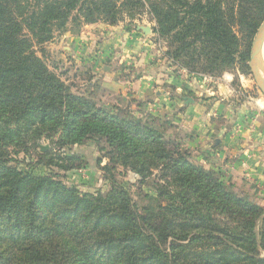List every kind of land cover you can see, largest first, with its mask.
<instances>
[{"label":"trees","instance_id":"1","mask_svg":"<svg viewBox=\"0 0 264 264\" xmlns=\"http://www.w3.org/2000/svg\"><path fill=\"white\" fill-rule=\"evenodd\" d=\"M144 16L175 66L221 78L250 73L264 0H0V264H264V207L154 124L76 92L37 54L57 35ZM44 140L57 154L40 151ZM88 142L102 144L106 171L161 180L157 210L111 177L106 193L66 185L60 173L85 166L73 149ZM20 150L28 170L8 156Z\"/></svg>","mask_w":264,"mask_h":264},{"label":"crops","instance_id":"2","mask_svg":"<svg viewBox=\"0 0 264 264\" xmlns=\"http://www.w3.org/2000/svg\"><path fill=\"white\" fill-rule=\"evenodd\" d=\"M138 27L121 31L98 23L67 32L58 37V70L69 83L94 76L98 102L159 125L184 140L206 170L249 197L264 198V102L250 97L232 105L234 73L191 75L165 57L153 30L146 35ZM125 64L133 68L127 80Z\"/></svg>","mask_w":264,"mask_h":264},{"label":"rangeland","instance_id":"3","mask_svg":"<svg viewBox=\"0 0 264 264\" xmlns=\"http://www.w3.org/2000/svg\"><path fill=\"white\" fill-rule=\"evenodd\" d=\"M143 24L153 25L149 17L144 16L141 20H136L133 23L130 20H126L115 26L122 27L121 31H126V30L133 31L137 28V26H141ZM155 38L156 37H154L153 39L154 43L159 45V49L161 51H165L166 46L160 42L158 43ZM251 49H252V45H251ZM36 51H37V54L43 58V60L46 62V64L48 65V67L50 68L52 72L56 73L57 75L58 74L61 76L63 75L62 72H64V70L63 69L62 71L58 70V68L60 67L59 66L60 64L58 61V51H59L58 50V35L55 37V39L52 42L47 44L45 47L36 48ZM250 55H251V52H250ZM122 67L124 71L122 78H125L127 80L129 77H131L133 68L130 64H125ZM249 72L250 73H244L241 67H237L234 71L231 72V73H234L235 75V79L233 80V85H232V88H233L232 90L234 91V94L232 97H234L235 99H232V100L230 99L232 105H235L236 103L240 101H244L250 97L253 99L259 98L260 100L264 102V94L257 88L256 83L251 74L250 68H249ZM65 78L66 77H64L63 79L66 80ZM71 84H73L74 87L76 88L75 90L76 92L78 90H79L78 91L79 93H86L88 91V93L86 94H88V96L92 100L96 101L101 106L110 107L108 105H104L98 102L96 95L101 85L98 83V80H94V76H91L87 73L85 77L81 76L79 80L76 79V82H71ZM87 85L90 88H88ZM81 86H85L88 89H83V87ZM170 120L174 121L173 118H171ZM154 125L158 129L163 131V129H161L159 125L157 124H154ZM177 140H179V138ZM179 142H181L182 147L191 154V158L193 162L203 167V165L199 162L200 160L196 159L193 156V152H191L190 149H188L185 141L179 140ZM39 147H40L41 152H43L41 147H45L46 149L45 151L47 150L52 151L55 154H57L58 152L57 149L51 144V142L47 140H44L41 143H39ZM101 147H102V144L98 145L95 142H88L81 146L75 147L73 149V153L78 154L83 157L85 166L80 169H75L73 171L61 172L60 179L69 187H75L82 193L97 194L98 192L106 193L110 190V187L112 184L109 179L111 177L113 178V182H115L116 186L125 188L131 193L134 201L137 204H139V207L142 208V210L144 208H150V209L157 210L155 198L158 197V192H157L158 186L156 187V185L160 186L163 184V182L161 180L160 182L158 178H155V176H153V178H150L143 183L141 182L139 177H137L134 173L128 172L124 170L123 168H117L116 170H113L111 172L106 171L105 168L109 166L110 160L109 158H107L106 153L101 150ZM8 156L10 158H13L14 160H18L19 162H22L21 167L24 170L26 169L28 170V167L26 166V164H29L31 160L29 159L28 156H26L23 150L9 152ZM23 161H25V164ZM29 170L32 172H35L36 174H41V175L55 176L59 174L58 170L50 169L45 166H35L34 165ZM231 189L237 192L240 196L246 197L250 201L254 202L255 204H258L264 207V201H263L264 198L249 197L241 189L240 190L238 188L236 189L231 188Z\"/></svg>","mask_w":264,"mask_h":264},{"label":"water","instance_id":"4","mask_svg":"<svg viewBox=\"0 0 264 264\" xmlns=\"http://www.w3.org/2000/svg\"><path fill=\"white\" fill-rule=\"evenodd\" d=\"M139 30L143 31L146 35L152 33V29L149 26H139ZM264 48V22L258 29L254 41L252 43L250 61L248 66L250 68L253 79L256 83L257 88L264 94V74L261 69L262 52ZM44 152L45 147H41Z\"/></svg>","mask_w":264,"mask_h":264},{"label":"bare ground","instance_id":"5","mask_svg":"<svg viewBox=\"0 0 264 264\" xmlns=\"http://www.w3.org/2000/svg\"><path fill=\"white\" fill-rule=\"evenodd\" d=\"M261 69H262V72L264 74V48H263V52H262Z\"/></svg>","mask_w":264,"mask_h":264}]
</instances>
